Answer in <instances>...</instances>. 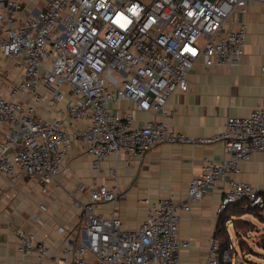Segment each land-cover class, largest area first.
Listing matches in <instances>:
<instances>
[{"label": "built area", "instance_id": "2783aa9c", "mask_svg": "<svg viewBox=\"0 0 264 264\" xmlns=\"http://www.w3.org/2000/svg\"><path fill=\"white\" fill-rule=\"evenodd\" d=\"M248 1L47 0L32 12L20 0H0V177L10 183L32 177L46 192L62 170L70 141L64 114L83 122L72 137L85 144L94 168L113 153L135 157L161 142L200 140L152 118L134 124L130 104L143 111L162 108L173 91L187 90V74L200 58L205 65L238 64L245 24L221 30ZM4 59L11 60L10 69ZM119 99L129 107L113 110ZM40 101L49 108L59 104L53 108L56 116H40ZM218 138L226 156L204 160L183 201L175 203L170 195L144 200L145 217L134 229L114 211L96 212L116 201V184L89 187L86 201L72 202L81 209V227L67 239L58 264H183L179 251L189 243L178 236L179 210H189L225 174L238 173L239 161L264 152V99L246 115H228ZM109 173L115 176L116 169L110 167ZM228 186L220 210L245 199L264 223V187L233 176ZM85 188L83 183L77 187ZM16 234L21 254L45 256L46 245L35 243L33 233L19 229ZM238 261L242 253L232 240L222 245L212 237L201 264Z\"/></svg>", "mask_w": 264, "mask_h": 264}, {"label": "crops", "instance_id": "0c3cea01", "mask_svg": "<svg viewBox=\"0 0 264 264\" xmlns=\"http://www.w3.org/2000/svg\"><path fill=\"white\" fill-rule=\"evenodd\" d=\"M20 1L27 10L35 12V8L40 9L47 0ZM242 22L246 28V44L238 64L205 65L200 58L187 74V90L173 91L162 108L143 111L130 104L134 124L152 118L200 140L161 142L135 157L113 153L94 168L85 144L72 137L83 122L64 114L61 120L70 141L62 170L47 183L46 192L41 191V185L32 177H21L15 183L0 177V264H58L65 254L67 239L76 237L81 227V209L72 202L74 199L86 201L88 189L93 185L116 184L120 191L116 201L101 204L96 212L108 216L114 211L128 229L136 228L144 219V200L154 201L164 195L172 196L175 203L184 200L187 184L202 172L204 160L226 156L223 141L218 138L226 117L246 115L264 99V1L249 0L244 11L232 12L221 33L237 29ZM3 65L10 69L11 60L4 59ZM58 105L49 108L40 101L36 111L52 119L56 116L53 108ZM128 107L123 99L112 105L113 110L118 111ZM110 167L116 169L115 176L110 175ZM238 168V173L225 174L215 186L206 188L199 199L191 202L189 210H179L178 236L189 243L179 251L183 264H201L209 240L216 238L214 232L222 211L220 204L231 176L264 187V152H253L248 160L238 162ZM81 183L86 187L84 190L77 189ZM39 204H44L45 209ZM233 218L250 221L256 225L255 230L262 229L263 233L264 223L253 212L244 211L226 219L228 241L232 240L238 247ZM19 229L33 233L35 243L46 245L44 257L39 259L35 251L19 252L16 234Z\"/></svg>", "mask_w": 264, "mask_h": 264}, {"label": "rangeland", "instance_id": "374dc122", "mask_svg": "<svg viewBox=\"0 0 264 264\" xmlns=\"http://www.w3.org/2000/svg\"><path fill=\"white\" fill-rule=\"evenodd\" d=\"M242 251V261L237 264H264V243L262 242V229L255 230L256 225L251 222H233ZM230 229V227H229ZM241 236H238V233ZM264 233V230H263Z\"/></svg>", "mask_w": 264, "mask_h": 264}, {"label": "trees", "instance_id": "16d2710c", "mask_svg": "<svg viewBox=\"0 0 264 264\" xmlns=\"http://www.w3.org/2000/svg\"><path fill=\"white\" fill-rule=\"evenodd\" d=\"M244 202H245L244 199L236 200V201H233V202L227 204L224 208H222V211L220 213L219 219H218L217 224H216V229L214 232V235L216 236V238L220 244L225 245L228 241V233H227L226 227L224 225L226 219H228V218L231 219L232 217H234V215H240L244 211L253 212L254 214L258 215L254 208H252L248 205L245 206L246 202L245 203ZM233 222H235V223L236 222H242V220L233 218ZM262 234H263V236L261 239L264 238V233H262ZM236 236H237V233H236ZM238 236H241V238H242V235L240 232L238 233ZM237 243L239 245V243H240L239 239H237ZM239 249L241 251L240 245H239ZM241 253H242V251H241Z\"/></svg>", "mask_w": 264, "mask_h": 264}]
</instances>
